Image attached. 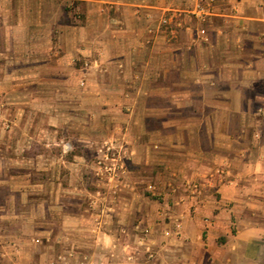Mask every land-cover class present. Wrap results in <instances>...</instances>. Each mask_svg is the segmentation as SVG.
I'll return each mask as SVG.
<instances>
[{"label": "crops", "instance_id": "1", "mask_svg": "<svg viewBox=\"0 0 264 264\" xmlns=\"http://www.w3.org/2000/svg\"><path fill=\"white\" fill-rule=\"evenodd\" d=\"M75 1L0 0V264H264V0ZM115 115L91 192L75 149Z\"/></svg>", "mask_w": 264, "mask_h": 264}, {"label": "rangeland", "instance_id": "2", "mask_svg": "<svg viewBox=\"0 0 264 264\" xmlns=\"http://www.w3.org/2000/svg\"><path fill=\"white\" fill-rule=\"evenodd\" d=\"M58 1V3L55 5L54 10H50L51 12L57 13V11H59V13L62 12V10H64L66 12V14H73L76 13L77 16L79 17H83L85 15V10H86V3L85 2H80V1H75V0H56ZM112 1V0H109ZM117 1V0H114ZM104 6H106L103 3ZM18 6H22V18H25V11L23 10V8L26 6L25 3L22 4H18ZM39 6H44L47 7L49 6L51 8V5L45 3V2H39L37 4H35V7H39ZM185 6V5H183ZM184 8V7H183ZM190 10H193V8H191ZM189 18L190 21L192 22V24L197 25L198 23V19L192 15L189 14ZM162 27H169V25H163L161 24ZM200 28H203L200 25ZM85 64V62H83V65ZM8 70V69H7ZM4 88L6 91H9V86L8 85H4ZM0 93H5V92H1ZM6 101L0 99V108H2V112L4 111V109L8 108L5 105H3ZM4 106L6 108H4ZM88 117L83 116V119H86ZM102 123H111L114 124L115 126L118 125V123H121L119 116H113L112 120L110 121H97L96 124V129L95 132L92 134L93 137L97 138V142L90 144V147H86V146H82L80 148H76L75 150L80 153L81 155H83L84 160H82V163L79 165V171L80 173L82 171L85 172V174L83 175V179L82 183L84 185L85 188H87L89 191H98V192H106L110 187H116V186H120L121 182L123 181V174H124V167H123V158H122V154H123V149L121 148L120 145L117 144V142H113L111 143L110 140H106L105 136L108 134L105 131V127L101 126ZM1 124H3L2 120H1ZM82 135L84 136L85 133H82ZM0 139L2 140H9L10 139V134L9 133H5V132H1L0 133ZM92 145V146H91ZM54 152L56 154V152L58 153V149H54ZM4 153L7 156H10V152L9 150L7 151V149H4ZM115 155L117 157H119L120 159V170L118 171L117 176H112L109 172V167L111 166V161L108 160V158H111V155ZM53 170H56L58 168L57 162L56 164L53 165ZM81 182V181H80ZM153 183V180H145V186L148 189V184ZM150 190H147L146 192V203L147 204H161L164 202H169L166 201L165 199H163V195H158L155 194L153 195L152 192H148ZM152 191V190H151ZM90 199V198H88ZM151 212H149L150 214L153 213V208L150 209Z\"/></svg>", "mask_w": 264, "mask_h": 264}, {"label": "built area", "instance_id": "3", "mask_svg": "<svg viewBox=\"0 0 264 264\" xmlns=\"http://www.w3.org/2000/svg\"><path fill=\"white\" fill-rule=\"evenodd\" d=\"M209 7L205 3V0H199L194 11L191 13L194 15L199 21L205 23L207 21V18L210 16ZM171 18H164L161 22V24L169 25ZM200 36L206 37L207 31L206 29L202 28L200 29ZM108 160L111 161V166L109 167V172L112 176H117L118 171L120 170V159L119 157L115 156L114 154L111 155V158H108Z\"/></svg>", "mask_w": 264, "mask_h": 264}]
</instances>
